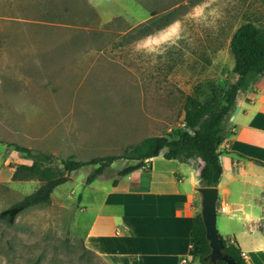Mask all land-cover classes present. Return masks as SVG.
I'll return each instance as SVG.
<instances>
[{
    "label": "rangeland",
    "instance_id": "rangeland-1",
    "mask_svg": "<svg viewBox=\"0 0 264 264\" xmlns=\"http://www.w3.org/2000/svg\"><path fill=\"white\" fill-rule=\"evenodd\" d=\"M247 21L264 27V0H0V212L39 185L11 180L29 162L6 144L87 160L184 127L186 96L234 81L229 40ZM92 169L70 173L49 204L0 219V264H108L82 248Z\"/></svg>",
    "mask_w": 264,
    "mask_h": 264
},
{
    "label": "crops",
    "instance_id": "crops-1",
    "mask_svg": "<svg viewBox=\"0 0 264 264\" xmlns=\"http://www.w3.org/2000/svg\"><path fill=\"white\" fill-rule=\"evenodd\" d=\"M236 107L218 148L216 204L226 211L217 213L216 227L224 240L237 242L247 264H264V166L253 162L264 164V74ZM201 166L196 158L181 163L157 156L115 186L88 185L84 247L108 264H198L190 232Z\"/></svg>",
    "mask_w": 264,
    "mask_h": 264
},
{
    "label": "trees",
    "instance_id": "trees-1",
    "mask_svg": "<svg viewBox=\"0 0 264 264\" xmlns=\"http://www.w3.org/2000/svg\"><path fill=\"white\" fill-rule=\"evenodd\" d=\"M174 21L175 19H172L170 22ZM166 26H158L155 29L146 26L136 27L131 37L136 40L142 39ZM229 52L234 62L233 82L221 87H210L208 95L203 98L198 95L186 96L183 101L184 127L173 129L165 135L146 137L139 143L126 147L120 154L78 160L72 154L57 158L48 152L6 144L29 162V164L15 165L11 180L34 179L39 182V185L20 201L1 211L0 219L11 224L22 211L49 204L52 191L64 184L70 173L80 168L93 167L85 178V184L90 185L116 161L133 162L123 166L117 172V178H121L135 170L145 168V162L157 156L181 163L196 158L202 164L198 174L200 187H216L222 173L218 148L229 133L227 122L237 106L238 97L246 92L254 79L264 74V27L249 21L241 24L229 40ZM253 162L264 166L258 161ZM117 178L113 180L112 186L117 184ZM190 237L197 246L198 264H210L208 257L210 248L205 237L200 211L194 212ZM221 241L222 253L225 256L233 259L236 264H247L234 239L224 240L221 237ZM82 248L86 252H91L84 247L83 243ZM216 264L226 263L217 261Z\"/></svg>",
    "mask_w": 264,
    "mask_h": 264
},
{
    "label": "water",
    "instance_id": "water-1",
    "mask_svg": "<svg viewBox=\"0 0 264 264\" xmlns=\"http://www.w3.org/2000/svg\"><path fill=\"white\" fill-rule=\"evenodd\" d=\"M238 111L235 107L233 114ZM197 192L201 199L200 215L205 228V237L208 241L210 253L209 263L216 264L217 261H224L226 264H236L233 259L222 253V241L216 227V202L218 191L216 187H198Z\"/></svg>",
    "mask_w": 264,
    "mask_h": 264
},
{
    "label": "built area",
    "instance_id": "built-area-1",
    "mask_svg": "<svg viewBox=\"0 0 264 264\" xmlns=\"http://www.w3.org/2000/svg\"><path fill=\"white\" fill-rule=\"evenodd\" d=\"M226 211V209H225V207L224 206H217V204H216V213L217 212H220V213H223V212H225ZM242 256H243V254H242Z\"/></svg>",
    "mask_w": 264,
    "mask_h": 264
}]
</instances>
